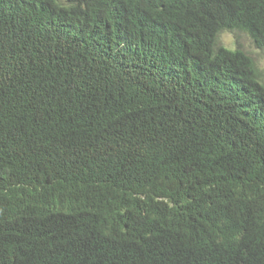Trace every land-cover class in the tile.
<instances>
[{
    "label": "trees",
    "instance_id": "obj_1",
    "mask_svg": "<svg viewBox=\"0 0 264 264\" xmlns=\"http://www.w3.org/2000/svg\"><path fill=\"white\" fill-rule=\"evenodd\" d=\"M264 0H0V264H264Z\"/></svg>",
    "mask_w": 264,
    "mask_h": 264
},
{
    "label": "rangeland",
    "instance_id": "obj_2",
    "mask_svg": "<svg viewBox=\"0 0 264 264\" xmlns=\"http://www.w3.org/2000/svg\"><path fill=\"white\" fill-rule=\"evenodd\" d=\"M217 42L227 48L233 49L236 46L247 52L262 74L264 81V50L254 47L246 34L231 30H222L217 35Z\"/></svg>",
    "mask_w": 264,
    "mask_h": 264
}]
</instances>
